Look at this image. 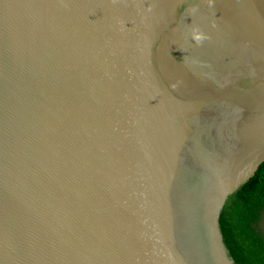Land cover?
Returning <instances> with one entry per match:
<instances>
[{
	"label": "water",
	"instance_id": "95a60500",
	"mask_svg": "<svg viewBox=\"0 0 264 264\" xmlns=\"http://www.w3.org/2000/svg\"><path fill=\"white\" fill-rule=\"evenodd\" d=\"M263 160L264 0H0V264H247Z\"/></svg>",
	"mask_w": 264,
	"mask_h": 264
},
{
	"label": "trees",
	"instance_id": "16d2710c",
	"mask_svg": "<svg viewBox=\"0 0 264 264\" xmlns=\"http://www.w3.org/2000/svg\"><path fill=\"white\" fill-rule=\"evenodd\" d=\"M224 222L247 264H264V160L227 197Z\"/></svg>",
	"mask_w": 264,
	"mask_h": 264
}]
</instances>
